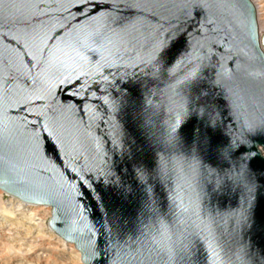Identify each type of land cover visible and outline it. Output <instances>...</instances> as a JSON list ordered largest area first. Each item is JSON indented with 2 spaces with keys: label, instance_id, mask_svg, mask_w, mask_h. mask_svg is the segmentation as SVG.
Here are the masks:
<instances>
[{
  "label": "water",
  "instance_id": "water-1",
  "mask_svg": "<svg viewBox=\"0 0 264 264\" xmlns=\"http://www.w3.org/2000/svg\"><path fill=\"white\" fill-rule=\"evenodd\" d=\"M190 72L198 93L177 85ZM190 95L218 120L215 144L243 152L198 142ZM0 188L50 206L84 264H264L254 4L0 0Z\"/></svg>",
  "mask_w": 264,
  "mask_h": 264
},
{
  "label": "bare ground",
  "instance_id": "bare-ground-1",
  "mask_svg": "<svg viewBox=\"0 0 264 264\" xmlns=\"http://www.w3.org/2000/svg\"><path fill=\"white\" fill-rule=\"evenodd\" d=\"M251 2L256 9L259 35L262 41V33L264 32V0H251ZM1 190L0 188V194L3 191ZM9 197L3 207L4 210H0V236L6 237V240L18 241L17 244L20 245L18 250L21 252L19 253L16 250L17 255H20L18 257L19 262L33 260L34 258L31 255L38 251L39 242L42 243L41 247L45 243L48 244L46 248L48 255L46 254L47 257L43 260L46 264H57L56 254L58 253L67 254L70 257V262L64 264H77L79 260H82L81 252L77 248V251L73 248V243H69L52 234V231L47 226L48 224L46 222L47 225L44 224L43 220L49 217L50 211L48 208L37 207L38 209L34 210L33 208L34 211L32 212L30 203H26L12 195H9ZM20 215H23V217H20Z\"/></svg>",
  "mask_w": 264,
  "mask_h": 264
},
{
  "label": "snow or ice",
  "instance_id": "snow-or-ice-1",
  "mask_svg": "<svg viewBox=\"0 0 264 264\" xmlns=\"http://www.w3.org/2000/svg\"><path fill=\"white\" fill-rule=\"evenodd\" d=\"M167 53H161L160 57L158 60H156L155 64L153 65V67L155 68L156 65H160L162 61H166V63L163 65L162 68H158L157 71H162V72H166L167 71V65L172 63L171 59H167ZM195 74L190 72L186 75L183 76V79H177V85H185L186 87H191L193 89V92H199L200 89L198 87V80L194 79ZM187 82V83H186ZM189 113L191 118H197L199 117L200 121H201V128H198L196 130V136H197V140L199 143L207 146L209 149H213L215 148L217 153L220 154L222 156V158L224 160H228L230 158H234L235 156H237L239 154V152H243L245 150L243 143H241L240 141H237L236 143H229L228 141H224V144H227V147H224V144H221L219 146H217L215 144V134L219 133V123L218 120L214 117L213 115V111L211 109L210 106H208L207 104H205L204 109L202 110H197L193 104L194 103H199V99L197 98V96L195 95H190L189 96ZM181 111L183 112V105H181ZM188 127V125H185V128ZM184 128H181L179 130V134L183 135L184 133ZM172 133H176L177 132V128L174 125L171 129ZM239 144V152L238 151H234V149L237 147V145ZM243 165V161L241 162V167ZM246 179H248L249 181L251 180V172H247L246 173Z\"/></svg>",
  "mask_w": 264,
  "mask_h": 264
},
{
  "label": "rangeland",
  "instance_id": "rangeland-1",
  "mask_svg": "<svg viewBox=\"0 0 264 264\" xmlns=\"http://www.w3.org/2000/svg\"><path fill=\"white\" fill-rule=\"evenodd\" d=\"M9 198H10L9 195L7 193H5V192L2 191V193L0 194V210H4L3 207L6 204L5 202ZM31 206H32L31 207L32 209H30V210L32 212L35 209L37 210L38 209L37 207H41V206H35L33 204ZM33 208H34V210H33ZM20 217H23V215H20ZM24 219L26 220V218H24ZM24 219H23V221H25ZM21 221H22V219H21ZM43 222H44L45 225H47V224L49 225V217L46 218V219H44ZM20 223L22 224V222H20ZM0 237H2V236H0ZM17 242H18L17 240L16 241L6 240V237L0 238V264H18V263L19 264H46V263H44L43 260H44L45 257H47L46 254L48 255V251L46 250V248L48 247V244L45 243L41 247L42 243L39 242L40 243V246L37 247L38 251L36 253H33L31 255L34 259L31 260V261H28V262H26V261H20L19 262L18 261V257L20 255H17L18 253H17L16 250H18V248L20 247V245L17 244ZM72 245H73V248L76 250L75 245L74 244H72ZM19 253H21V252L19 251ZM28 255H30V254H28ZM56 255H57V264H64L66 262H70V257L67 254L58 253ZM48 264H55V263H48ZM77 264H84V263H83L82 260H79L77 262Z\"/></svg>",
  "mask_w": 264,
  "mask_h": 264
},
{
  "label": "built area",
  "instance_id": "built-area-1",
  "mask_svg": "<svg viewBox=\"0 0 264 264\" xmlns=\"http://www.w3.org/2000/svg\"><path fill=\"white\" fill-rule=\"evenodd\" d=\"M29 205H32V204H29ZM35 205V204H33ZM35 206H41V207H45V208H48L49 209V219L51 218V207L50 206H47V205H35ZM48 228H49V225H48ZM53 233V232H52ZM54 234V233H53Z\"/></svg>",
  "mask_w": 264,
  "mask_h": 264
}]
</instances>
